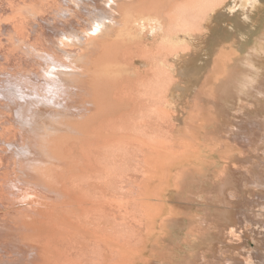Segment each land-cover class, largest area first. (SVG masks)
<instances>
[{"label": "bare ground", "instance_id": "6f19581e", "mask_svg": "<svg viewBox=\"0 0 264 264\" xmlns=\"http://www.w3.org/2000/svg\"><path fill=\"white\" fill-rule=\"evenodd\" d=\"M231 1L250 3L0 0V264H135L143 228L179 213L164 196L189 185L203 140L221 146L224 173L240 148L264 141L206 131L222 79L236 76L233 50L215 38L211 51ZM182 90L193 95L187 116ZM263 192L244 212L249 226L264 220ZM262 250L238 262L264 261Z\"/></svg>", "mask_w": 264, "mask_h": 264}, {"label": "rangeland", "instance_id": "374dc122", "mask_svg": "<svg viewBox=\"0 0 264 264\" xmlns=\"http://www.w3.org/2000/svg\"><path fill=\"white\" fill-rule=\"evenodd\" d=\"M234 4L235 1H231L225 16L216 20L210 36L211 40L215 38L223 40V44L233 50V66L230 69L236 76L234 82L230 83L222 79L217 90L219 91L217 99L215 98L217 103L215 101L213 105L212 102L210 103V106H214L220 115H218L217 123L206 127L209 129L206 131L211 134L215 128L219 129L221 131L220 133L217 131L219 135L229 138V142L232 137V143L237 136L242 135L243 137L237 138L244 139L241 140L244 144H248L250 142L248 137L251 136L250 138L255 140L256 132L261 131L264 135V125L260 130L261 124L264 123V88L260 89L261 86L264 87V0H250L246 9L238 7L233 10ZM214 40L211 41V51L215 48ZM213 50L212 57L218 52L216 49ZM208 59L211 61V55ZM181 69L179 67V79H182ZM184 93L183 90L180 91L176 103L179 109L182 110L183 107L187 112L192 109L194 101L189 91V94ZM188 114L187 112L186 116ZM180 117L183 123L181 119L176 123L179 135L182 134L179 131L185 127L186 122L183 115ZM250 119L260 121V123L255 122L256 124L249 122L255 124L256 128L252 124V126L247 124ZM219 124L221 128H218ZM245 125L251 126L249 130ZM259 141L255 140L252 146H248V150L240 148L242 152L245 151L244 156L236 152L231 157L232 168L229 167L224 173L225 162L222 160L221 146L210 148L203 140L202 152L195 160V164L188 169L191 176L189 185L179 189V195H175L171 188L164 196L165 202L174 205L180 210L179 213H166L163 218L159 217L152 227L143 228V242L138 247V256L135 257L134 263L226 264L227 262L236 264L235 261L248 257L251 252L254 257H257L256 252L264 247V230H262L264 225H261L264 220L257 223L258 227L254 226L256 222L249 226L242 217L244 212L248 213V209L252 208V201L257 198L256 195L264 191V187L259 189L252 181L258 171L264 176L263 137ZM254 148H256L255 151ZM202 165H204L203 168H201ZM186 171L184 167H177L174 178L180 180ZM132 187L133 191H137V187ZM131 197L133 202L134 198H139L136 194ZM165 219H172V222L168 224ZM257 264H264V261L257 260Z\"/></svg>", "mask_w": 264, "mask_h": 264}]
</instances>
